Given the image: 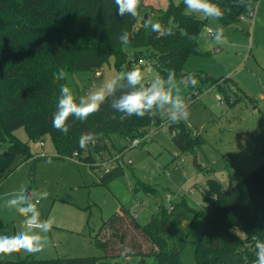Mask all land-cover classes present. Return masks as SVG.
I'll return each mask as SVG.
<instances>
[{
    "label": "trees",
    "instance_id": "1",
    "mask_svg": "<svg viewBox=\"0 0 264 264\" xmlns=\"http://www.w3.org/2000/svg\"><path fill=\"white\" fill-rule=\"evenodd\" d=\"M258 1L212 0L224 10L219 20L222 26L239 22L255 10ZM144 7L140 0L137 16L122 18L116 14L114 0H0V145H4L0 177L11 169L17 157L29 160V142L44 135L50 136L55 155L35 157L33 165L41 160L68 161L73 153L83 163H91L93 155L109 153L110 135L115 134L122 141L142 142L152 127L160 128L158 123L164 117L159 115L121 120L122 114L110 107L111 99L85 121L71 117L67 135L52 125L60 86H69L68 80L55 79L60 68L72 74L95 72L112 57L118 73L122 66L131 70L133 63L143 59L152 64L157 75L166 76L169 69H174L180 79L190 54H207L198 44L205 20L186 14L183 1L175 5L169 0L157 15L153 23L159 22L164 29L159 35L144 26L148 22L142 13ZM125 30L130 36L126 47L117 39ZM194 75L198 84L186 88L188 105L196 100L195 93H201V84L211 85L221 79ZM216 91L224 93L229 103L224 89ZM73 94L80 97L75 91ZM20 128L26 133L25 142L15 135ZM168 130L179 155L193 152L205 143L182 122H169ZM83 132L99 137L87 149H80L78 144ZM126 147L127 143L116 152ZM124 169L117 165L108 173L100 172L99 183L107 185L124 176ZM199 193L200 207L182 195L171 210L159 204L143 225L129 210L120 207L107 223L98 227L92 239L101 255L22 258L0 264H126L129 257L137 258L134 264H255V243L264 241V159L233 187L225 188L220 182L207 179ZM3 229L0 219V232ZM126 248L132 251L121 256Z\"/></svg>",
    "mask_w": 264,
    "mask_h": 264
},
{
    "label": "rangeland",
    "instance_id": "2",
    "mask_svg": "<svg viewBox=\"0 0 264 264\" xmlns=\"http://www.w3.org/2000/svg\"><path fill=\"white\" fill-rule=\"evenodd\" d=\"M151 1H154L153 6L145 5L142 13H145L148 22L153 23L169 0ZM182 1L170 0L175 5ZM263 6L264 0H259L252 25L250 18L222 26L219 20L206 18L202 14H190L205 20L198 44L207 54H190L185 60L182 75L193 73L212 79L221 78L211 85L207 82L200 85L201 95L188 105L189 118L181 121L192 135L199 134L205 139V143L193 152L188 150L179 155L170 140L168 127L151 128L148 137L136 148H129L130 141H122L112 134L109 140L110 154H95L92 156L93 162L86 164L77 158L81 162L79 165L69 162L70 159L64 162L41 160L33 165V153L52 155L55 147L49 135L29 142L32 157L29 160L17 157L11 169L0 177V219L4 223L0 234L12 235L21 229L22 217L15 210L5 207V202L21 185L30 192L47 191L48 198L41 200L38 210L41 219L51 218L54 221L47 237L48 244L55 246V249L52 251L46 246L44 251L37 254L19 252L0 255V261H17L28 255L44 258L48 252L55 256L56 251L58 256L63 254L65 258L101 255V250L94 248L92 239L98 227L107 223L120 207L126 211H136L135 219L139 225H143L149 222L159 204L166 207L173 205L182 195L200 207L202 201L199 189L204 187L207 179H214L225 188H231L238 179L254 170L264 159ZM258 9L262 14L261 20L256 14ZM217 26L223 28L227 44L218 45L208 34L209 29L215 30ZM136 67L137 63L131 65V68ZM141 70L145 77L144 83L158 76L154 69L150 76L146 75L145 69ZM116 73L113 58L109 57L99 77H95L93 72H77L68 73L67 80L69 87L81 97L94 91L105 79ZM232 80L245 95L237 90ZM208 88L211 90L206 91ZM219 88L224 89L229 103L224 93L216 91ZM181 92L189 104L186 88L182 84ZM217 92L222 95L221 102L215 100ZM164 119L169 124L167 117ZM15 135L22 142L27 140L23 128L18 129ZM39 142L44 143L42 148ZM123 143H127L128 147L123 159L125 175L107 185L100 184V172L92 164L95 160L108 158L114 153L113 148H119ZM3 149L2 144L0 154ZM128 158L132 159L131 164L127 163ZM90 166L95 170L90 169ZM136 261L137 258L129 257L126 264Z\"/></svg>",
    "mask_w": 264,
    "mask_h": 264
},
{
    "label": "clouds",
    "instance_id": "3",
    "mask_svg": "<svg viewBox=\"0 0 264 264\" xmlns=\"http://www.w3.org/2000/svg\"><path fill=\"white\" fill-rule=\"evenodd\" d=\"M114 3L118 16L122 18L137 16L140 0H114ZM183 3L186 14H202L206 18L215 20H220L224 16V10L212 0H183ZM144 26L158 35L164 31L159 22H145ZM209 31L218 45L228 43L222 27L217 26L215 30L209 29ZM117 39L125 47L130 43V36L126 30L121 31ZM68 76L69 74L60 68L55 79L67 80ZM144 79L141 68L127 70L126 66H122L118 73L105 79L94 91L78 98L67 84H62L57 110L52 116L53 127L67 135L71 129L69 123L71 117L85 121L98 112L109 99H111L110 107L122 114L121 120L132 116L152 118L159 115L167 117L172 123H179L189 118V106L182 95L181 84L185 88L197 86L198 80L193 73L182 76L178 81L176 71L169 69L166 76L158 75L148 84L144 83ZM98 138L96 133H81L79 148L87 149L89 145H94ZM48 195L47 191L30 192L26 186L21 185L5 202V207L15 210L22 217V221L21 229L15 234H0V255L19 252L37 254L45 250L48 244L47 234L51 232L54 221L51 218L41 219L38 205L41 200L47 199ZM255 249V264H264V241L257 240ZM131 251V248L124 249L121 256H126Z\"/></svg>",
    "mask_w": 264,
    "mask_h": 264
},
{
    "label": "built area",
    "instance_id": "4",
    "mask_svg": "<svg viewBox=\"0 0 264 264\" xmlns=\"http://www.w3.org/2000/svg\"><path fill=\"white\" fill-rule=\"evenodd\" d=\"M254 16H255L254 11H252V12H249L246 16L241 17L240 20H241V21H246L247 18H250V19H251V25H252V24H253ZM208 34H209V35H212V33H211L209 30H208ZM136 63H137V66H138V67L140 66L143 70L145 69V73H146L147 76H150V74L152 73L151 71H153V68H152L151 65L145 63L143 59H139ZM102 71H103L102 68L97 69V70L94 72V76H95V77H99V76L101 75ZM154 78H156V76H154ZM151 81H152V79L149 80V81L147 80L146 82H147V84H148V83H150ZM146 82H145V83H146ZM207 90L210 91L211 89L208 88V89H206V91H207ZM200 95H201V93H195V96H197L196 99H197ZM215 100L221 102V100H222V95H221L220 93L217 92V94L215 95ZM164 118H165V117H164ZM164 118H163V120H162L161 122L158 123V126H159L160 128L168 127V125H169V124H168V121H167L166 119H164ZM152 129H155V127H152ZM152 132H153V131H151V133H152ZM151 133H150V134H151ZM146 137H148V135H146ZM39 143H40V146L43 145V143H41V142H39ZM139 144H141V140H137V139L131 140L130 145H129V148H131V147L136 148V147L139 146ZM127 149H128V147H126V149H125L124 151L116 152V153H114V154L108 156V158H106V159H102V160H105L104 163H102V160H95V163H93L92 166H94V167H95L99 172H101V173H108L110 170H112L113 168H115L117 165L124 166V165H123V159L126 157V156H125V152H126ZM69 159L71 160V162L79 163L78 160H77V157H76V153H73V157H72V158H69ZM127 163H128V164H131V163H132V159L128 158V159H127ZM92 166H90V167H92ZM94 167H93V169L95 170ZM190 192H191V191H189V193H190ZM171 206H172V205H169V206H167V208H168L169 210H171V208H172ZM130 213H131V216H132L133 218H135V217L137 216V213H136V211H134V210H131Z\"/></svg>",
    "mask_w": 264,
    "mask_h": 264
},
{
    "label": "crops",
    "instance_id": "5",
    "mask_svg": "<svg viewBox=\"0 0 264 264\" xmlns=\"http://www.w3.org/2000/svg\"><path fill=\"white\" fill-rule=\"evenodd\" d=\"M144 1V3H145V5H147V6H149V5H151V6H153V3H154V1H151V0H149V2H147L146 0H143ZM262 1V0H261ZM264 7V6H263ZM264 9V8H263ZM262 12H264V11H262ZM255 14V13H254ZM256 14H258V19L259 20H261V16H262V14H261V12H260V10L258 9L257 10V12H256ZM102 70H103V67H102ZM94 73V72H93ZM102 73H103V71H102ZM101 73V74H102ZM94 75V74H93ZM235 82V81H234ZM255 100H256V98H254ZM41 143H43V142H41ZM44 146V143H43V145L42 146H40L41 148ZM122 146H124V143L119 147V148H113V152L114 153H116V151L117 150H119L120 148H122ZM110 148H109V153H107V154H110ZM42 153L43 152H35V153H33V156H35V157H40L41 155H42ZM114 153H112V154H114ZM106 154V153H105ZM48 155H51V154H48ZM52 155H55V153L54 154H52ZM67 161V160H66ZM61 162V161H60ZM69 162H71V161H69ZM71 163H74V162H71ZM79 163H81V162H79ZM79 163H75V165H79ZM83 163V162H82ZM125 168H126V166H124ZM94 171V170H93ZM99 174V173H98ZM99 176V175H98ZM98 181H99V178H98ZM38 192H43V191H38ZM41 202V201H40ZM40 204V203H39ZM1 233V232H0ZM52 248V251H53V248L55 249V246H53V245H49V244H47V249H51ZM55 251V250H54ZM52 252H48V253H46V255L45 256H47V257H44V258H40L38 255V257H33V256H27V257H25V258H29V259H51V258H56V257H59V258H65L64 256H63V254H61V257L60 256H58V252L56 251L55 253V256H51L52 254H51ZM51 256V257H50Z\"/></svg>",
    "mask_w": 264,
    "mask_h": 264
},
{
    "label": "water",
    "instance_id": "6",
    "mask_svg": "<svg viewBox=\"0 0 264 264\" xmlns=\"http://www.w3.org/2000/svg\"><path fill=\"white\" fill-rule=\"evenodd\" d=\"M146 18V17H145ZM206 79H208V77L205 76Z\"/></svg>",
    "mask_w": 264,
    "mask_h": 264
},
{
    "label": "bare ground",
    "instance_id": "7",
    "mask_svg": "<svg viewBox=\"0 0 264 264\" xmlns=\"http://www.w3.org/2000/svg\"><path fill=\"white\" fill-rule=\"evenodd\" d=\"M130 144V143H129ZM129 147V146H128Z\"/></svg>",
    "mask_w": 264,
    "mask_h": 264
}]
</instances>
